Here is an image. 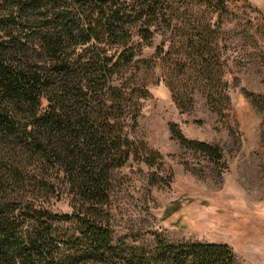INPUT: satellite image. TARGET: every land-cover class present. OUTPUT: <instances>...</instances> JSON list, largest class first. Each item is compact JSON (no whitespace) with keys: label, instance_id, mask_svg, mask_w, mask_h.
<instances>
[{"label":"trees","instance_id":"obj_1","mask_svg":"<svg viewBox=\"0 0 264 264\" xmlns=\"http://www.w3.org/2000/svg\"><path fill=\"white\" fill-rule=\"evenodd\" d=\"M230 1L0 0V264H237L225 244H116L110 188L115 169L157 165L135 134L150 86L181 112L196 92L225 111Z\"/></svg>","mask_w":264,"mask_h":264},{"label":"rangeland","instance_id":"obj_2","mask_svg":"<svg viewBox=\"0 0 264 264\" xmlns=\"http://www.w3.org/2000/svg\"><path fill=\"white\" fill-rule=\"evenodd\" d=\"M227 10L230 102L219 115L196 92L192 110L181 112L163 83L150 86L135 134L157 165L111 172L116 244H225L237 264H264V0H231ZM173 124L189 140L219 146L221 159L183 148L170 133Z\"/></svg>","mask_w":264,"mask_h":264}]
</instances>
